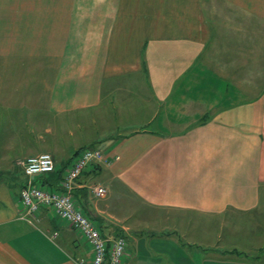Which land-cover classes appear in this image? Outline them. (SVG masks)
<instances>
[{"label":"crops","instance_id":"crops-1","mask_svg":"<svg viewBox=\"0 0 264 264\" xmlns=\"http://www.w3.org/2000/svg\"><path fill=\"white\" fill-rule=\"evenodd\" d=\"M1 129L0 264H91L21 202L27 158L51 154L32 180L58 188L87 147L111 163L75 199L127 240L122 264H264V0H0Z\"/></svg>","mask_w":264,"mask_h":264},{"label":"built area","instance_id":"built-area-1","mask_svg":"<svg viewBox=\"0 0 264 264\" xmlns=\"http://www.w3.org/2000/svg\"><path fill=\"white\" fill-rule=\"evenodd\" d=\"M107 154L99 149L87 147L79 151L63 173L58 188L51 185L37 184L32 177L55 172L54 158L49 153L27 158L24 171L27 182L21 190V202L24 206L22 218H38L44 207L52 209L84 238L92 251L91 264H122L127 253L128 243L124 237L109 238L104 236L97 223L88 217L78 206L75 199L77 181L90 165H110ZM96 198H105L108 189L102 185L91 188ZM82 260L80 264H84Z\"/></svg>","mask_w":264,"mask_h":264},{"label":"rangeland","instance_id":"rangeland-1","mask_svg":"<svg viewBox=\"0 0 264 264\" xmlns=\"http://www.w3.org/2000/svg\"><path fill=\"white\" fill-rule=\"evenodd\" d=\"M14 113V112H13ZM21 114H23V112L21 113ZM18 120V119H17ZM17 120H15V119H13V124H12V126L14 127V128H17V130H21L23 127H24V124H23V119H21V122H18ZM12 126H9V127H12ZM40 130H42V129H40ZM44 130V129H43ZM21 132H23V131H21ZM20 132V133H21ZM20 133H19V135H20ZM44 138H47V139H49L50 138V136L51 135H49V134H46L45 133V130H44ZM21 136V135H20ZM0 137H4V135H3V133H2V129L0 130ZM33 137V136H32ZM19 138V137H18ZM10 139H13V140H15L16 138L15 137H8V140H10ZM257 219H258V216H257ZM255 221H249V222H247V225H246V233L247 234H249V231H253V230H251L250 229V226L251 225H255V227H257L258 228V223H254ZM259 222H261V229H262V238H261V241H262V244H264V211H263V215H262V218H260V221ZM204 223V221H202V222H200V224H203ZM211 225L212 224H210V227H211ZM253 228L254 230L256 229V228ZM210 232V231H209ZM201 234H203V233H201ZM173 242H177V240L176 239H173L172 240ZM248 245H251V246H255L256 245V243H250V242H248L247 243ZM258 245H260L259 243H257V246ZM194 249H197L195 246L193 247ZM201 249V248H200ZM201 250H203V249H201ZM256 251H250L249 253L248 252H246V255H248V256H246V257H253V258H257V253H255ZM200 254H201V252H200Z\"/></svg>","mask_w":264,"mask_h":264}]
</instances>
